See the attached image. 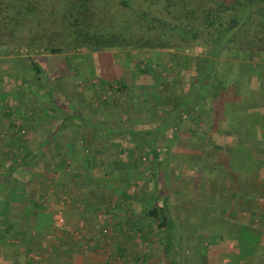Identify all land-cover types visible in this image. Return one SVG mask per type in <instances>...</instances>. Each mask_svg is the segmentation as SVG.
Returning a JSON list of instances; mask_svg holds the SVG:
<instances>
[{
	"label": "rangeland",
	"instance_id": "rangeland-1",
	"mask_svg": "<svg viewBox=\"0 0 264 264\" xmlns=\"http://www.w3.org/2000/svg\"><path fill=\"white\" fill-rule=\"evenodd\" d=\"M3 50L0 54V168L8 161L21 160L39 150L44 157L31 169L16 170L7 184L0 187V258L8 255L11 246L20 252L28 241L25 237L32 236L33 231L37 235L29 224L21 227H26L23 236L15 232L9 235L6 228L8 219L24 214L27 207L51 212L53 234L66 232L69 243H75L68 226L74 225L71 224L76 211L70 207L68 212L67 206L76 203L72 190L87 183V174H94L104 183L101 188L104 201L98 213L95 212L101 218L98 216L95 220L89 235L97 238L100 233L99 244L105 237H109L107 242L117 240L114 244L122 247V253L113 264H169L156 223L142 218V207L151 205L154 192L160 197L158 205L163 196L168 198L171 219L173 214L178 226L185 230L179 243L180 264H264V235L253 233L248 245L235 240L239 224H250L253 230L264 233V214L257 211L264 198L258 202L242 201L243 198L238 201L230 196L234 187L264 188L263 148L244 147L243 156L227 163L214 155L212 148L204 146L199 138L209 132L207 124L211 126L214 116L208 109L212 106L209 96L206 114L198 113L202 118L199 124H193L195 114L193 118H185L178 138L172 141L167 133L154 139L160 152L167 154L168 161L164 175L159 178L160 186L155 190V179L145 165L147 157L139 144L121 137L107 138L93 128L81 129L74 124L64 127L62 123L72 114L71 110L57 107L48 94L29 87L30 72L23 66L28 58L41 56L45 62L44 73L49 78L42 80L44 91L47 84L53 85L55 95L65 102L80 104L76 106L77 111H94L97 118L102 116L118 126L127 124L138 130L152 127L166 116L172 108L173 88L175 96L187 91L199 50L63 48L59 55H51L38 47L29 50L3 47ZM174 53L180 55L177 62H174L176 59L172 62ZM252 61L249 53L225 52L219 58V65L231 73L228 76L232 84L238 81L239 86H246L235 89L232 95L243 92L249 100L260 93V87L264 88V58L255 73L248 74L246 69ZM228 62L230 67L225 64ZM144 66L148 67L145 73ZM165 96L171 98L168 107L163 106ZM6 113L10 115L5 116ZM18 125H22L19 129L22 142L14 136ZM60 126H63L61 130L54 131ZM50 127L57 133L51 142L48 140ZM233 140L234 146L240 143L236 138ZM80 173L82 178L74 182V176ZM82 213L87 214L84 208ZM57 214L62 216L64 225H56ZM28 215L32 217L31 213ZM107 215L112 220L124 218L128 230L105 223L103 217ZM73 228L72 231L77 230L74 236L81 240L86 228L81 229L79 225ZM219 236L225 240L213 243ZM238 252L246 259H240Z\"/></svg>",
	"mask_w": 264,
	"mask_h": 264
},
{
	"label": "trees",
	"instance_id": "trees-1",
	"mask_svg": "<svg viewBox=\"0 0 264 264\" xmlns=\"http://www.w3.org/2000/svg\"><path fill=\"white\" fill-rule=\"evenodd\" d=\"M3 47L28 50L38 47L51 55H59L63 48L95 51L199 50L194 58L193 79L187 91L182 96H175L173 88L171 110H167L166 116L152 127L138 130L127 124L118 126L115 121L102 116L97 118L94 111H77L76 106L80 104L65 102L55 95L53 85L47 84L48 88L44 91L42 80L49 78L44 73L45 62L41 56L36 54L23 64L30 72L29 87L48 94L57 107L71 110L72 114L62 123L64 127L93 128L107 138L121 137L139 144L147 157L145 165L149 166L150 175L155 179L156 190L168 161L167 154L160 152L154 139L167 133L172 141L178 138L181 124L185 118H193L192 115L197 114L193 124H199L202 118L198 113L206 114L208 98L212 101L208 109L214 115L210 129L216 128L213 126L224 112L231 111L234 107L231 93L238 86L236 82L232 84L228 76L231 73L219 65V58L225 52L264 53V0H0V54L4 52ZM179 57L176 53L172 54V62L175 59L174 62H177ZM225 64L231 66L230 62ZM147 69L144 66L143 73ZM62 70H65V65ZM162 100L163 106L171 105L168 96ZM21 128L22 125H18L14 131L15 138L20 142ZM54 135H57L56 132L49 134L50 142L54 140ZM210 148L214 155L225 149L218 146ZM231 149L244 151L240 147ZM43 157L44 153L39 150L21 160L8 161L4 168H0V187L7 184L16 170L31 169ZM230 196L238 201L243 198L242 201L251 199L258 202L264 198V188L258 190L251 186V189L247 187L245 190L234 187ZM158 198V193L154 192L151 205L142 207V218L156 223L155 228L161 236L163 252L169 264H180L179 243L185 230L178 226L173 214L171 219L168 198L163 196L161 205L157 204ZM257 209L264 214V201ZM256 215L254 213L255 219ZM253 233L264 235L261 230H253L250 224H239L235 240L248 245ZM224 240V236H219L217 241L212 242ZM238 255L240 259H246L241 252Z\"/></svg>",
	"mask_w": 264,
	"mask_h": 264
},
{
	"label": "crops",
	"instance_id": "crops-1",
	"mask_svg": "<svg viewBox=\"0 0 264 264\" xmlns=\"http://www.w3.org/2000/svg\"><path fill=\"white\" fill-rule=\"evenodd\" d=\"M249 56L254 62L252 61L253 64H249L251 67L246 69V72L251 74L252 72L255 73V69L260 67V60L261 58H264V53L249 52ZM236 83L238 86L237 90H239L240 87L245 89V85L239 86L238 81ZM258 87H260L259 84ZM262 87H264V84ZM238 96L240 102H237ZM244 96L247 97V100H244ZM256 96H251L248 100V96L243 92L240 94L237 93L236 95L234 93L232 99H230L234 104L231 111L226 112L227 114L224 112L221 115L217 121V127L215 129H210L211 126L209 127L207 124L209 132L207 131L205 135L201 136L202 138H199L203 142V145L208 148L213 146H218V148H229L223 149L220 153L216 154L219 158H223V161H226L227 163H233L235 157L244 155L238 150L231 149L233 147H264V88L262 89L260 87V93ZM61 128L63 127H57L54 131L61 130ZM78 128L82 129L84 127ZM216 129L218 131L214 132L213 130ZM50 131H52L51 127ZM51 133L54 132L52 131ZM54 136L56 137V135ZM233 138L239 140L240 143L236 146L232 145V141H234ZM78 175L80 176H74V182L77 181L79 177L83 176L81 173ZM86 181L87 183L83 184V187L80 185L77 189L74 188L76 190H72L76 202L75 205L67 206L68 212H70V207H73V212L76 211L75 219L73 218L74 222H72L71 225L74 224L77 227L79 225L81 229L84 230L86 228V234L82 235L81 240H78L76 235L74 236L77 232V230L72 231L74 230V225L68 226V229L70 234H72L75 243H69L67 239H70V237H68L66 232L60 234L56 233L57 235L53 234L51 230L53 219L51 212L49 213L46 210L37 211L35 208L33 211L27 207L24 214L22 213L20 216L16 215L9 218L6 228H9V235H12L15 232L14 234L17 236H23L26 227H24V229H21V227L29 224L28 227L32 226L31 229L36 230L37 235H34L35 232L33 231L32 234L36 237L33 235L29 238L25 237L28 241H25V247H23L20 252L17 250V247L11 248V246L10 249L12 250L8 252V255H4L5 257L0 258V264H113L115 258L118 262L122 253V247L118 244H114L118 243L116 242L117 240L115 241L113 239L109 241L108 239L107 242V238L109 237L106 238L103 236L105 237V240L101 245L99 244L101 239L98 237L101 236L100 233H98L97 238L92 234L89 235L91 227L95 225V220L98 216L99 219L101 218L99 214L97 217L95 214L98 213V208L101 206L102 201H104L101 190V188L104 187V183L101 182L100 179L95 178L94 174H87ZM81 196L83 197L80 200ZM82 208L86 210L87 214L82 213ZM30 213L32 214V217L28 218V214ZM108 217L109 215L103 217L104 222H109L111 227L115 229L119 227L122 230H128V224L124 218L119 217L118 219L112 220Z\"/></svg>",
	"mask_w": 264,
	"mask_h": 264
},
{
	"label": "built area",
	"instance_id": "built-area-1",
	"mask_svg": "<svg viewBox=\"0 0 264 264\" xmlns=\"http://www.w3.org/2000/svg\"><path fill=\"white\" fill-rule=\"evenodd\" d=\"M55 223H56L57 226L64 225V220H63V218H62V216L60 214H57L55 216ZM77 237H79V236H77Z\"/></svg>",
	"mask_w": 264,
	"mask_h": 264
}]
</instances>
